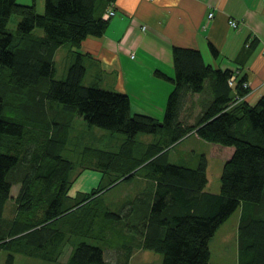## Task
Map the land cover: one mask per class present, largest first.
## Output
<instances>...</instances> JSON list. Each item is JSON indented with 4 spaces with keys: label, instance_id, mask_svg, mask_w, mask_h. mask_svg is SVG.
I'll use <instances>...</instances> for the list:
<instances>
[{
    "label": "trees",
    "instance_id": "obj_1",
    "mask_svg": "<svg viewBox=\"0 0 264 264\" xmlns=\"http://www.w3.org/2000/svg\"><path fill=\"white\" fill-rule=\"evenodd\" d=\"M34 1L0 0V66L7 70L0 89V136L18 142H0V218L18 184L16 214L0 230V264H15L18 252L55 260L70 233L61 218L78 208L85 210L88 225L119 227L117 237L126 246L133 241L159 253L161 264H218L210 241L240 208L237 264H264V96L248 103L245 77L230 84L234 70L205 64L196 48L173 45V76L156 72L173 85L162 120L132 114L128 94L85 84L87 55L74 50L88 35L105 32L102 12L113 0H44L42 12ZM13 14L19 19L10 31ZM61 45L71 49L72 60L57 77L61 64L56 66L54 53ZM210 49L217 54L212 44ZM77 117L124 138L117 151L84 147L81 159L96 161L82 169L101 172L100 182L71 195L79 161L63 152ZM138 133L155 140L136 142ZM191 133L223 158L217 192L205 190L204 153L193 165L168 161L170 148ZM132 175L147 180L145 189L133 198L124 192L128 199L111 207L104 197L109 187L131 182ZM38 207L41 221L32 218ZM83 235L73 242L67 264L114 263L101 242Z\"/></svg>",
    "mask_w": 264,
    "mask_h": 264
},
{
    "label": "crops",
    "instance_id": "obj_2",
    "mask_svg": "<svg viewBox=\"0 0 264 264\" xmlns=\"http://www.w3.org/2000/svg\"><path fill=\"white\" fill-rule=\"evenodd\" d=\"M34 3L36 11L42 12L44 0ZM110 7L112 15H108ZM102 17L108 21L105 32L88 35L74 50L87 55L83 57L85 84L96 82L105 89L128 94L132 114L145 113L162 120L173 85L156 72L173 76V45L196 48L205 64L232 69L237 79L245 77L248 92L244 99L248 103L264 96V0H113ZM230 19H235L237 26H231ZM210 44L216 48V55ZM70 50L66 45L55 50L56 66V60L63 59L60 76L72 60ZM192 135L198 137L191 133L185 138ZM96 173L101 177V172ZM207 177L205 190L217 192L219 181H210L208 167ZM146 181L142 176L132 178V183L142 184L133 195L145 189Z\"/></svg>",
    "mask_w": 264,
    "mask_h": 264
},
{
    "label": "rangeland",
    "instance_id": "obj_3",
    "mask_svg": "<svg viewBox=\"0 0 264 264\" xmlns=\"http://www.w3.org/2000/svg\"><path fill=\"white\" fill-rule=\"evenodd\" d=\"M18 16L13 14L7 27L10 31H14L16 28V23L18 21ZM37 33H42L40 28H35ZM61 60H63L61 58ZM61 60H56L57 63H61ZM62 71L61 65L57 67V77H60ZM7 77V70L0 66V89L3 90L5 87V81ZM70 135L66 146L64 148L63 155L68 158L73 159L77 163V169L80 170L82 177L76 181L75 185H73L69 189V194L74 195L77 191H89L94 187H97L100 178H97L96 171L91 170L90 168L87 170V167L82 169L84 166H92L95 163V159L93 161L82 160L80 155L83 152L84 147L88 145L97 146L101 148H109V149H118L120 143L122 142L124 135L118 132L107 131L95 126H90L85 123L80 117H77L73 121V125L70 128ZM196 135V134H195ZM153 140V135L138 133L136 135V142H149ZM0 142L2 144L12 143L18 144L14 140V138H6L0 136ZM142 145H137V150L141 149ZM210 143L204 141L201 138L196 136H190L182 140L176 147H171L168 154V161L177 163V164H187L193 165L195 158L198 157L199 154H205L208 163V174L210 181H219V175L223 163V158L216 157L209 153ZM194 151L198 153L196 156ZM116 167L119 163L114 164ZM84 170V171H83ZM134 174V173H133ZM134 175H132V178ZM78 176H76L77 179ZM75 179V180H76ZM106 179L104 178V183ZM137 182V181H136ZM132 183L128 182L123 184L122 182L118 184V187L113 185L109 187V192L107 195H104L107 202L111 207L117 205L118 202H123L128 197L124 194H128L130 198L135 197L133 195L138 190V185L142 186L141 183ZM18 184L13 185L12 187V195L10 199L4 206L2 218H0V230L3 227H6L8 220L15 216L16 214V204L14 201V195L17 194ZM36 221H41L42 218V209L36 208L35 211ZM86 212L82 209H75L73 214L69 212L61 218V224L65 225L67 230H69V239L63 245L62 250L58 257L55 260L44 259L40 256L36 255H28L24 253H15L14 255V263L15 264H67V258L69 252L72 248V244L75 240L79 239L82 232H85V235L82 237H90L95 238L99 242H101L105 246L104 256L110 262L123 263L126 260L125 264H161V255L153 250L143 249L136 242H131V247L126 246L125 243L127 241L122 238H118L119 235V227L108 228L106 226L102 227L99 225L100 222H95L93 224L88 225L86 219ZM240 218V208L233 212L227 220L220 226L218 230H220V234H217V238L215 237L210 241V250H211V258L213 262L218 264H237V243H236V235L238 230ZM2 254H4L2 252ZM3 259V258H2ZM212 262V263H213Z\"/></svg>",
    "mask_w": 264,
    "mask_h": 264
},
{
    "label": "built area",
    "instance_id": "obj_4",
    "mask_svg": "<svg viewBox=\"0 0 264 264\" xmlns=\"http://www.w3.org/2000/svg\"><path fill=\"white\" fill-rule=\"evenodd\" d=\"M114 13V10L112 9V7H110L109 8V10H108V15H112ZM212 12H209L208 13V17H211L212 16ZM228 23L231 25V26H233V27H235V26H237V21L235 20V19H230L229 21H228ZM229 83L230 84H234V82H236V77H235V75L234 76H231L230 78H229ZM244 87H247L248 86V84H247V82H243V84H242Z\"/></svg>",
    "mask_w": 264,
    "mask_h": 264
}]
</instances>
